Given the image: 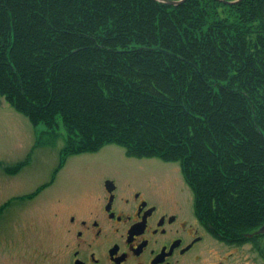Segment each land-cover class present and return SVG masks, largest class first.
Segmentation results:
<instances>
[{"label":"trees","instance_id":"16d2710c","mask_svg":"<svg viewBox=\"0 0 264 264\" xmlns=\"http://www.w3.org/2000/svg\"><path fill=\"white\" fill-rule=\"evenodd\" d=\"M0 96L63 153L178 162L206 228L264 255V0H0Z\"/></svg>","mask_w":264,"mask_h":264},{"label":"flooded vegetation","instance_id":"af4514ba","mask_svg":"<svg viewBox=\"0 0 264 264\" xmlns=\"http://www.w3.org/2000/svg\"><path fill=\"white\" fill-rule=\"evenodd\" d=\"M144 160L60 154L48 184L57 190L50 250L29 252L34 257L25 250L14 263L13 251L10 264H261L253 261V241L210 232L184 193L163 184Z\"/></svg>","mask_w":264,"mask_h":264},{"label":"rangeland","instance_id":"374dc122","mask_svg":"<svg viewBox=\"0 0 264 264\" xmlns=\"http://www.w3.org/2000/svg\"><path fill=\"white\" fill-rule=\"evenodd\" d=\"M65 136V127L60 119L54 129L43 122L33 124L0 96V264H10L13 251L18 253V256L12 257L13 263L21 259L20 252L23 254L25 250L28 255L31 252L39 256L42 254L41 247L49 252L53 225L50 214L57 195V190L49 186V180L53 174L57 175L54 170L64 150ZM92 152L100 156L118 157L124 154L145 159L148 169L160 173L163 184L184 193L186 199L191 201L193 211V192L178 162L128 155L122 146L114 143ZM66 156L67 153L62 155L63 158ZM23 160L25 163L18 171H4V166H12ZM64 168L57 172L58 175L62 174ZM64 179L65 176L60 178L58 184H62ZM258 239L264 243V233ZM256 251L252 253L253 261L264 264Z\"/></svg>","mask_w":264,"mask_h":264},{"label":"water","instance_id":"95a60500","mask_svg":"<svg viewBox=\"0 0 264 264\" xmlns=\"http://www.w3.org/2000/svg\"><path fill=\"white\" fill-rule=\"evenodd\" d=\"M158 1H161V2H164V3H168V4H173V5H176L184 0H158ZM223 2H226V3H235L237 2L238 0H233V1H225V0H221ZM264 230V226H262L260 228V231H263Z\"/></svg>","mask_w":264,"mask_h":264}]
</instances>
